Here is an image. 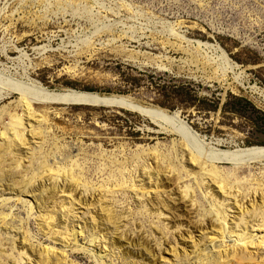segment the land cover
<instances>
[{"label":"rangeland","instance_id":"obj_1","mask_svg":"<svg viewBox=\"0 0 264 264\" xmlns=\"http://www.w3.org/2000/svg\"><path fill=\"white\" fill-rule=\"evenodd\" d=\"M73 92L159 110L174 136L125 107L51 100ZM7 93L0 150L13 115L27 122L29 144L14 146L22 160L0 156V219L9 217L0 225V264H48L46 249L52 264H204L193 253L208 238L183 250L178 235L218 226L219 213L233 218L238 193L264 198V164L209 162L218 152L264 148V0H0V99ZM21 96L35 107L32 117ZM185 148L207 160L193 164ZM212 166L229 185L225 200L194 175L214 174ZM34 171L40 206L21 205L13 191ZM150 175L195 198L188 215L178 212L176 230L148 214L147 194L158 185ZM62 189L75 190V203ZM76 231L69 248L52 239L73 240ZM26 233L34 257L12 247V236L19 243ZM118 239L127 254L116 250ZM174 247L176 258L167 251Z\"/></svg>","mask_w":264,"mask_h":264},{"label":"bare ground","instance_id":"obj_2","mask_svg":"<svg viewBox=\"0 0 264 264\" xmlns=\"http://www.w3.org/2000/svg\"><path fill=\"white\" fill-rule=\"evenodd\" d=\"M37 86V85H36ZM40 92V91H39ZM28 93V92H27ZM41 97H48L47 89H41ZM3 95V94H2ZM10 93H7L0 101L4 99H8L10 97ZM71 97H52L51 100L54 103H80V104H90L96 106H111V107H125L126 110L138 112L139 114L146 116L150 119V123L156 127L159 134L162 135H173L172 131H167L163 127V123L167 120V117L164 113L159 110L147 109L141 106H138L134 102H130L123 99L113 98V97H101L92 94H79L73 92ZM20 102L23 105V111L26 113L25 116L32 117L34 115L35 107L32 102L28 100L27 97L21 96ZM174 117V116H173ZM175 118H177L175 116ZM176 120V119H175ZM178 120V119H177ZM24 119L22 117L13 115L11 116V124L9 126V130L7 132V136L5 134L1 137L2 149L0 150V156L2 159L7 158L8 156H15L16 159H21L20 155H23L22 152H15V147L18 142H21V146L27 147L29 142L26 139L27 133L26 130L29 129L27 122H23ZM182 125V124H181ZM183 128H186L183 127ZM188 129V128H186ZM29 131V130H28ZM190 131V130H189ZM22 137L23 141L19 140ZM185 153L191 158L192 163L198 165L207 159L195 155L191 150L185 148ZM218 152V151H216ZM243 155L240 156H229L228 153H220L218 152L213 158V160H209V162L214 160H219L228 163L230 166H235L236 163L244 162L251 163L250 165L259 166L264 164V148L253 147L242 151ZM28 155V154H26ZM228 156V157H227ZM226 157V158H225ZM28 166H22L21 168L24 172L29 171L31 167H33L34 160L32 155L25 157ZM22 160V159H21ZM264 167V166H263ZM214 174H196L201 176L202 178L207 180V192L210 194V197H213L214 200H219V197L224 198V194L226 193V188L229 187L228 183L221 181L220 178L216 174V168L212 166ZM258 168V167H257ZM37 171H34V173ZM39 173L33 175L30 179H27L26 182L21 186V190L13 191L14 198H16L17 203L21 205L29 204L27 201H23L22 199H31L36 201L37 205L39 203L36 193L38 192L35 189V180L38 179ZM149 181L156 179L157 186L155 190L149 194H147L149 198V203L146 204V209L148 214L155 216L160 223H165L167 227H170L172 230H176V228L180 227L181 223L179 222L182 219V216L178 214V212H182L185 215H188L189 210L192 209L196 202L194 197H190V195H186L184 192L181 194L173 192L171 189H162L161 180L159 181L158 175H150L147 177ZM75 190L74 189H62V194L68 195L70 201L75 203ZM78 203L81 200L77 199ZM225 200V198H224ZM230 205L234 211V216L231 218L229 215L225 217L223 213H219L217 215L218 226L210 225V228L207 229H195L194 231H190L186 234V238L178 235L179 240L183 242L182 249L186 250L187 246H190L191 249H194L196 244L202 238L207 237L209 240L208 247L205 249L195 250V256L198 261H201L204 264H264V198L262 194L259 195L258 198L252 195L251 197H243L240 193L236 194V198L232 197ZM11 200L3 199L1 203L7 205ZM40 206V204L38 205ZM9 217L7 215H3L0 219V225L4 224ZM196 216L194 220H196ZM231 223V225H230ZM44 229V227H43ZM79 230V232H81ZM78 231L74 232V239L71 240V237H60L57 235V232H54L52 235V239L54 242H59L64 244L65 246H72L73 241L82 233ZM197 233V234H195ZM196 235L198 237V241L196 240ZM12 236V247H15V250L22 252L26 255H30V257H34L35 253L29 249V242L32 241L31 235L29 236L27 233L24 235H19L21 238V242L17 241V239ZM75 245V244H74ZM78 245V244H77ZM117 247V251L119 253H128L127 246L123 241L119 239L116 241L114 245ZM81 253L84 255H89L93 257L95 260L96 255L91 253L89 250L84 249L83 245L79 248ZM167 251L173 255V258L177 257L176 248H169ZM45 257L48 258V264H52V256L54 257V252H51L50 249H46ZM167 253V252H166ZM192 254V255H193ZM176 256V257H175ZM41 260V259H40ZM64 260L67 262V257H64ZM149 260V259H148ZM151 260H149L150 262ZM159 261H162L160 259ZM153 264L154 262L151 261ZM38 264V262H36Z\"/></svg>","mask_w":264,"mask_h":264},{"label":"trees","instance_id":"obj_3","mask_svg":"<svg viewBox=\"0 0 264 264\" xmlns=\"http://www.w3.org/2000/svg\"><path fill=\"white\" fill-rule=\"evenodd\" d=\"M236 102V105L239 106V105H242L244 104L245 106H247V103L245 104L244 101L242 99H236L234 100ZM263 119H264V115H262Z\"/></svg>","mask_w":264,"mask_h":264}]
</instances>
